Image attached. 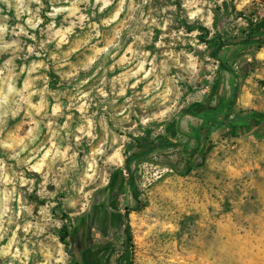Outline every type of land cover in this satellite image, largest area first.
I'll return each mask as SVG.
<instances>
[{"label":"rangeland","instance_id":"obj_1","mask_svg":"<svg viewBox=\"0 0 264 264\" xmlns=\"http://www.w3.org/2000/svg\"><path fill=\"white\" fill-rule=\"evenodd\" d=\"M263 32L264 0H0V264H264Z\"/></svg>","mask_w":264,"mask_h":264},{"label":"trees","instance_id":"obj_2","mask_svg":"<svg viewBox=\"0 0 264 264\" xmlns=\"http://www.w3.org/2000/svg\"><path fill=\"white\" fill-rule=\"evenodd\" d=\"M255 34L257 35V34H260V33H257V31L254 29V30L251 32V34H250L249 37H252V38H253V36H255ZM262 34H263V36H264V32H263ZM258 39L261 40V41H264V38H258ZM224 44H225V43H223V42H219V43L216 45V48L214 49V51L212 52V55L218 58V56H219V52H220V50L223 48ZM214 118H217V113L214 114ZM263 118H264V115L254 116V117L251 119V122H253L254 125H253L252 127H250V128H251L250 130H249V127H248V130L245 131V132H243V133H249L250 131H252L253 128H255V127H257V126L259 125L260 121H261ZM249 124H250V123H249ZM245 126H247V125H245ZM248 126H250V125H248ZM233 134H234V135H238L239 133L235 132V133H233ZM133 185H134V184H133ZM137 196H138V195L135 194V197H137ZM63 230H64V229H63ZM125 233H126V235H127V237H126V244H127V245H130V244L132 243V235H131V233H130V225L127 226V228H126V230H125ZM67 236H69L68 230H64V233H62L61 236H60L62 242L65 243ZM128 264H131V263H128Z\"/></svg>","mask_w":264,"mask_h":264}]
</instances>
